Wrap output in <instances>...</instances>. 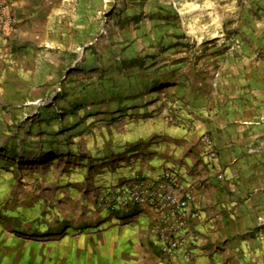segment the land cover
<instances>
[{"label":"rangeland","instance_id":"obj_1","mask_svg":"<svg viewBox=\"0 0 264 264\" xmlns=\"http://www.w3.org/2000/svg\"><path fill=\"white\" fill-rule=\"evenodd\" d=\"M64 2L45 42H22L48 95L0 99V221L73 228L103 164L162 149L196 105L255 130L264 160V0Z\"/></svg>","mask_w":264,"mask_h":264},{"label":"crops","instance_id":"obj_2","mask_svg":"<svg viewBox=\"0 0 264 264\" xmlns=\"http://www.w3.org/2000/svg\"><path fill=\"white\" fill-rule=\"evenodd\" d=\"M6 1L20 24L17 44L9 47L0 35V99L8 93L21 99L46 97L48 90L31 88L39 63L22 42L35 36L45 42L66 2ZM8 86H13L11 92ZM197 106L185 112L187 124L162 125V149L151 153L138 147L120 159L123 163L111 157L94 186H116L135 176L156 180L166 170L175 172L193 192L200 213L187 230L190 262L161 254L152 235L153 212L110 213L91 201L94 190L84 201L86 214L73 228L0 221V264H264V160L256 150L258 135L250 127H227ZM204 135L211 137L216 159L207 156L208 147L200 140Z\"/></svg>","mask_w":264,"mask_h":264},{"label":"built area","instance_id":"obj_3","mask_svg":"<svg viewBox=\"0 0 264 264\" xmlns=\"http://www.w3.org/2000/svg\"><path fill=\"white\" fill-rule=\"evenodd\" d=\"M12 7L10 2L0 0V35L6 41H12L19 28ZM201 142L208 147L210 158H215L217 152L211 137L204 135ZM96 203L99 208L118 215L150 210L156 216L152 235L161 254L191 261L187 230L191 219L200 213L193 192L184 188L175 172L166 170L156 180L136 176L123 184L106 187L97 193Z\"/></svg>","mask_w":264,"mask_h":264},{"label":"bare ground","instance_id":"obj_4","mask_svg":"<svg viewBox=\"0 0 264 264\" xmlns=\"http://www.w3.org/2000/svg\"><path fill=\"white\" fill-rule=\"evenodd\" d=\"M191 10H194V11H199V12H206V11H208V10H210V8H209V5H208V3H206L203 7H200V6H198V5H187V7H186V11H187V13L189 12V11H191Z\"/></svg>","mask_w":264,"mask_h":264},{"label":"trees","instance_id":"obj_5","mask_svg":"<svg viewBox=\"0 0 264 264\" xmlns=\"http://www.w3.org/2000/svg\"><path fill=\"white\" fill-rule=\"evenodd\" d=\"M11 154L15 155V152H10Z\"/></svg>","mask_w":264,"mask_h":264}]
</instances>
